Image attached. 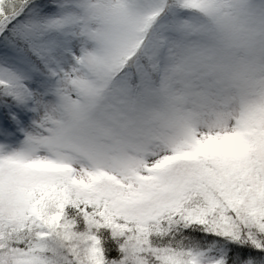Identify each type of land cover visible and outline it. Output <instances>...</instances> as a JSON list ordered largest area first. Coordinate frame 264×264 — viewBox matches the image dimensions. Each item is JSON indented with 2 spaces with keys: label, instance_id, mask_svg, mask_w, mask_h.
Masks as SVG:
<instances>
[{
  "label": "snow or ice",
  "instance_id": "1",
  "mask_svg": "<svg viewBox=\"0 0 264 264\" xmlns=\"http://www.w3.org/2000/svg\"><path fill=\"white\" fill-rule=\"evenodd\" d=\"M0 264H264V0H0Z\"/></svg>",
  "mask_w": 264,
  "mask_h": 264
}]
</instances>
